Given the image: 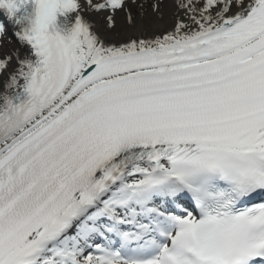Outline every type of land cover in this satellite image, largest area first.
<instances>
[{
  "label": "snow or ice",
  "instance_id": "obj_1",
  "mask_svg": "<svg viewBox=\"0 0 264 264\" xmlns=\"http://www.w3.org/2000/svg\"><path fill=\"white\" fill-rule=\"evenodd\" d=\"M0 264H264V0H0Z\"/></svg>",
  "mask_w": 264,
  "mask_h": 264
}]
</instances>
